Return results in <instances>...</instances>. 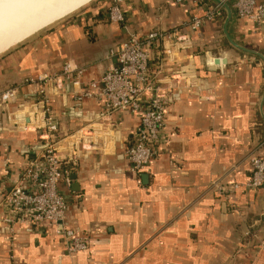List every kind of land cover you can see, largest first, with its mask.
<instances>
[{"label": "crops", "instance_id": "obj_1", "mask_svg": "<svg viewBox=\"0 0 264 264\" xmlns=\"http://www.w3.org/2000/svg\"><path fill=\"white\" fill-rule=\"evenodd\" d=\"M213 3L121 0L124 21L112 23L109 0H96L0 57V96L17 89L6 109L0 100L1 200L42 149L36 132L13 117L26 107L34 120L37 87L26 78L57 73L69 63L82 81L98 80L114 65L111 51L130 33L178 29L188 35L187 42L167 38L151 48L149 69L167 103L162 140L145 179L125 158L137 113L106 112L103 98L77 101L80 87L69 80L45 85L59 156L66 159L67 175L57 183L65 221L87 247L69 251L49 223L9 229L0 220V264H264V182L244 185L250 157L264 155V65L229 45L224 16L188 29L190 17ZM227 29L237 43L264 54V23L256 26L233 12ZM217 56L227 63H206ZM174 73L179 81L169 89ZM83 126L94 130L90 151L69 161V142Z\"/></svg>", "mask_w": 264, "mask_h": 264}, {"label": "built area", "instance_id": "obj_2", "mask_svg": "<svg viewBox=\"0 0 264 264\" xmlns=\"http://www.w3.org/2000/svg\"><path fill=\"white\" fill-rule=\"evenodd\" d=\"M236 17L249 21L256 26L264 23V0H224ZM178 5L198 4L203 0H174ZM220 4L213 3L205 7L202 15H192L186 25L188 29L197 30L205 22L223 15ZM109 21L121 23L124 14L121 0H109L107 8ZM167 38H173L178 43L188 41V35L173 29H155L145 35L130 33L121 43L111 51L114 65L98 80L82 81L81 71L76 72L69 63L53 74H39L36 78H26L24 82L37 87V107L34 120L21 121L23 130L36 132L42 144L41 152L33 160L28 161L18 172L16 182L9 188L0 200L1 222L12 229L17 224L49 223L53 225L57 235L63 237L67 249L71 252L84 251L87 247L78 232L70 228L65 221L66 203L58 191V180L67 175L62 167L66 159L59 156L58 124L49 107V99L45 91L48 82L69 80L74 86L80 87L74 91L73 98L80 101L85 98H103L106 112L131 111L138 114L139 120L133 131L131 143L125 149V158L130 169L142 174L146 171L150 160L159 150L162 131L165 125L166 98L161 94L162 85L155 74L149 69L151 48ZM179 73L170 78L168 88L178 83ZM83 85V87H82ZM77 88V89H78ZM16 88H9L0 96V100L7 102L16 95ZM93 128L83 126L77 130L67 160L89 152L92 139L90 133ZM90 139V140H89ZM251 173L246 182V188L254 189L264 182V155H252L249 159ZM219 193H225L223 185H215ZM237 187V184H233ZM264 252V241L260 242Z\"/></svg>", "mask_w": 264, "mask_h": 264}, {"label": "bare ground", "instance_id": "obj_3", "mask_svg": "<svg viewBox=\"0 0 264 264\" xmlns=\"http://www.w3.org/2000/svg\"><path fill=\"white\" fill-rule=\"evenodd\" d=\"M90 0H0V52Z\"/></svg>", "mask_w": 264, "mask_h": 264}, {"label": "water", "instance_id": "obj_4", "mask_svg": "<svg viewBox=\"0 0 264 264\" xmlns=\"http://www.w3.org/2000/svg\"><path fill=\"white\" fill-rule=\"evenodd\" d=\"M94 1H96V0H91V1H89V2H87V3H85V4H83V5H81V6H79V7H77L76 9H74V10L71 11L70 13L64 15L63 17H65V16H67V15H69V14H71V13H73V12H75V11H77V10L83 8V7H85V5L90 4L91 2H94ZM213 2H214V3H217V4H220L221 7H222L223 10H224V19H223V22H222V30H223L224 36H225L226 40L228 41L229 45H231L233 48H235V49H237V50H239V51H242V52H244V53H248V54H250V55H252V56H254V57H257V58L259 59V62L262 63V64L264 65V54H263V53H261L260 51H258V50H256V49H252V48H249V47H245V46H243V45L237 43V42H236V41H235V40L229 35L227 27H228V24H229V22H230V20H231V18H232V13H233V12H232L233 10H232L231 6H230L227 2H225L224 0H213ZM63 17H61V18H63ZM58 20H60V18L57 19V20H55V21H53V22H51V23H49V24H47V25H45V26H43V27H41V28H39V29H37V30H35L34 32L28 34L27 36H25L24 38H22V39L19 40L18 42L12 44V45L9 46L7 49H5L4 51L0 52V57H1L2 55H4L5 53H7L8 51H10L11 49H13L14 47H16V46H18L19 44L23 43L25 40L29 39V38L32 37L33 35L37 34L38 32L44 30V29L47 28V27H50L54 22H56V21H58ZM206 63H208V65H210V64H215V65L221 67L223 64L227 63V59H226L225 57L217 56V57H213V58H209V59H207ZM178 91H180V90L178 89ZM16 97H17V96L14 95V96L11 97L10 100L13 101ZM263 100H264V91H263V95H262V97H261V101H262V102H263ZM6 103H7V102H4V103H3V106H4L3 109H6V107H5V106H6ZM26 110H27V108H26V107H23V111H18V112H16V113H14V114H13V117H14L16 120H18V121H23V120H24V121H26V122H29V117L26 116L25 113H24ZM262 116H263V119H264V114H263ZM55 120H56V119H55ZM141 176H142L144 179L146 178V175L143 174V173L141 174Z\"/></svg>", "mask_w": 264, "mask_h": 264}, {"label": "rangeland", "instance_id": "obj_5", "mask_svg": "<svg viewBox=\"0 0 264 264\" xmlns=\"http://www.w3.org/2000/svg\"><path fill=\"white\" fill-rule=\"evenodd\" d=\"M90 1H91V0H90ZM91 3H92V2H91ZM87 5H88V4H87ZM85 6H86V5H85ZM75 12H76V11H75ZM75 12H73V13H75ZM73 13H71V14H69V15L63 17V18H60V20L54 22L52 25H54L55 23H57V22H59V21H61V20H64L65 18L69 17V16L72 15ZM7 48H8V47H7Z\"/></svg>", "mask_w": 264, "mask_h": 264}, {"label": "trees", "instance_id": "obj_6", "mask_svg": "<svg viewBox=\"0 0 264 264\" xmlns=\"http://www.w3.org/2000/svg\"><path fill=\"white\" fill-rule=\"evenodd\" d=\"M223 16H224V13H223V15H222L221 17H219V18H221V19H222V18H223Z\"/></svg>", "mask_w": 264, "mask_h": 264}]
</instances>
